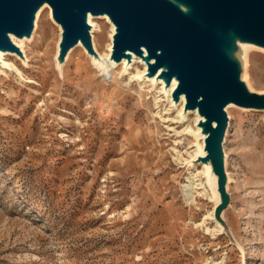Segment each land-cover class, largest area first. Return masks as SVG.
<instances>
[{
    "label": "rangeland",
    "instance_id": "obj_1",
    "mask_svg": "<svg viewBox=\"0 0 264 264\" xmlns=\"http://www.w3.org/2000/svg\"><path fill=\"white\" fill-rule=\"evenodd\" d=\"M95 19L108 53L113 26ZM36 23L0 59V264H264V110L227 107L223 231L183 99L169 102L140 62L104 73L81 45L58 67L47 5ZM245 46L248 87L262 92L264 50Z\"/></svg>",
    "mask_w": 264,
    "mask_h": 264
},
{
    "label": "water",
    "instance_id": "obj_2",
    "mask_svg": "<svg viewBox=\"0 0 264 264\" xmlns=\"http://www.w3.org/2000/svg\"><path fill=\"white\" fill-rule=\"evenodd\" d=\"M43 4L61 29L55 56L58 67L78 42L87 54L95 55L86 21L89 13L106 15L114 27L109 56L114 64L123 58L131 63L134 56L152 61L145 76L155 78L154 83L165 81L166 94L176 80L171 99L178 104L183 95L180 115L196 109L204 118L195 123L199 127L195 132L204 139L205 154L193 160L209 163L211 174L205 176L214 187V219L227 230L221 220L230 200L222 148L228 126L225 106L264 110V91L248 87L245 60L238 50L246 51V43L264 50V0H0L2 53L22 52L8 34L30 39L35 12Z\"/></svg>",
    "mask_w": 264,
    "mask_h": 264
},
{
    "label": "bare ground",
    "instance_id": "obj_3",
    "mask_svg": "<svg viewBox=\"0 0 264 264\" xmlns=\"http://www.w3.org/2000/svg\"><path fill=\"white\" fill-rule=\"evenodd\" d=\"M43 5H46V4H43ZM43 5H41L37 10H36V12H35V17H34V28H35V25H37V19H38V15H39V11H40V8L41 7H43ZM180 6L183 8V9H186L185 8V6L184 5H182V4H180ZM50 9V8H49ZM50 13H51V11H50ZM102 16V15H101ZM106 17L107 18V16L106 15H103V17ZM95 15H91V14H87V16H86V21H87V23H88V26H89V32H90V35H91V40H92V44H93V48H94V50H95V55L93 56V59L94 60H98V61H100V65H101V68L103 69V71H104V73H107V72H110V70H111V67H113L115 64H119L120 63V65H121V69H122V71H126L127 69H128V66L132 63H130V61H128V60H126V58H123L120 62H118V63H115L114 64V62L113 61H111V59L109 58V56H110V52H108V53H106V52H100V51H98L96 48H95V46H94V35H93V31H94V28H95V26H97V24L95 23ZM108 19V18H107ZM113 26V25H112ZM33 28V29H34ZM113 29H114V27H113ZM32 32H34V30H32ZM32 36V35H31ZM8 37H9V39L11 40V42L13 43V39L14 38H19V37H16V36H14L13 34H8ZM112 38V37H111ZM110 38V39H111ZM17 40V39H16ZM27 40V39H26ZM16 45V44H15ZM20 45V44H19ZM79 45H81V43L80 42H78L77 44H75L74 46H72L70 49H72V48H75L76 46H79ZM109 49H110V51H111V48H112V39H111V41H110V43H109ZM19 47V46H18ZM69 49V50H70ZM69 50H68V52H69ZM126 54H129L130 52L129 51H126L125 52ZM3 54H5V52L4 53H2L1 51H0V58L4 61V59H3V56H1V55H3ZM88 56H92V55H89L88 54ZM146 56V54H144V57ZM3 61H1V62H3ZM132 61H134V62H140V63H142V65H143V74H144V76H145V72H146V70H147V66H148V63L149 62H152V61H147L146 59L144 60V58H142L141 59V57L139 58V57H137V56H134V58H133V60ZM144 61V62H143ZM161 70H163V69H161ZM161 70H159L158 71V73H160L161 72ZM137 72V74L139 73L138 71H136ZM129 73H130V71H129ZM131 74V73H130ZM259 75V74H258ZM135 76V74H133V75H130L129 76V78L131 79V78H133ZM150 80H152L151 82L152 83H154L153 81L155 80V78L153 79V78H150ZM174 86L173 87H171V86H169V88L168 89H166L165 91H167V96L170 98L171 97V95H172V92H173V90H174V88H175V86H176V84H177V82H176V80H174ZM127 83V82H126ZM159 83H161L162 84V86L160 87V89H162V88H164L163 86H165V81H159ZM259 86V85H258ZM180 97L183 99V102H182V104H181V106L179 107V108H177V113H178V116H179V118L180 119H182V118H184L185 117V115L187 114H184L183 116H181V115H179L181 112H182V110H183V107H184V104H185V100H184V97H183V95L181 94L180 95ZM181 100V99H180ZM179 100V101H180ZM168 101L169 102H172L173 101V99H168ZM181 103V102H180ZM229 104L231 105L232 103H228L226 106H225V111L227 112V110H229L227 107L229 106ZM235 107V106H234ZM192 112L195 114L194 115V119H193V121L194 122H198L199 121V123L200 122H202L203 120H204V118L200 115V114H198V111L195 109V110H192ZM193 121H190V123L188 124V125H186L184 128H187L188 126H193L194 128H192L193 130H197V129H199V127L197 126V125H193ZM226 135H227V129H226V133H225V135H224V138H223V140H222V142H224V141H226L225 139H226ZM223 144V143H222ZM197 147L195 148L196 150H195V152H196V155L197 154H199L200 153V150H203V147H204V139L202 138V141L201 142H198L197 144ZM203 163V162H202ZM204 168H205V172H206V174L208 175L209 174V170H210V166H209V163H205V165H204ZM185 193L186 194H189L190 193V186H188V188L185 190ZM190 196V195H189Z\"/></svg>",
    "mask_w": 264,
    "mask_h": 264
}]
</instances>
